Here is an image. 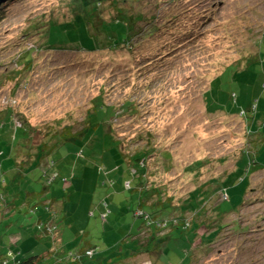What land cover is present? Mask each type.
<instances>
[{
    "label": "rangeland",
    "instance_id": "374dc122",
    "mask_svg": "<svg viewBox=\"0 0 264 264\" xmlns=\"http://www.w3.org/2000/svg\"><path fill=\"white\" fill-rule=\"evenodd\" d=\"M77 3L0 4V157L11 155L15 121L43 132L67 126L83 130L81 139L52 153L56 166L48 168L59 175L54 185L42 182V171L32 163L23 169L22 182L0 179V211L9 195L18 204L9 209L11 217L0 219V264L9 251L31 256L26 249L35 236L27 237V231L42 222L63 224L48 236L36 229L44 248L55 245V235L68 252L81 254L82 262L68 257L64 264H134L130 256L142 245L156 264H264V170L252 159L237 162L248 135L249 116L240 113L252 112L258 102L264 107V0H101L103 21L127 13L124 18L140 22L121 48L90 52L95 41L85 28L69 23ZM50 21L57 25L42 39ZM97 103L110 109L95 115ZM263 110H255L257 119L264 118ZM137 153L145 155L146 173L173 204L221 181L212 199L216 212L209 215L218 216L209 225L215 229L204 242L180 229L156 246L137 238L135 195L124 186L134 178L125 159ZM257 161L264 166V149ZM57 187L63 210L47 205L48 220L39 204L38 212L25 219L21 207L28 194L45 188L51 201L58 198ZM109 194L113 214L103 221L93 211ZM20 222L26 225L11 228ZM79 244L94 247L95 256H84Z\"/></svg>",
    "mask_w": 264,
    "mask_h": 264
},
{
    "label": "trees",
    "instance_id": "16d2710c",
    "mask_svg": "<svg viewBox=\"0 0 264 264\" xmlns=\"http://www.w3.org/2000/svg\"><path fill=\"white\" fill-rule=\"evenodd\" d=\"M99 1L101 0H77L78 11L74 15L75 22H72L74 21L73 18L72 21L69 22L71 25H75L76 28H85L88 36L95 41V43L92 44V48L86 50L88 52L101 50L102 48L105 49L107 47L110 49L121 48L126 42H128V40L131 41L129 33L134 32L136 29V24L140 22V18H124V16H127V13H125L123 16L115 18L114 21H103L100 17V13L98 12L97 3ZM54 23L56 24L57 22L50 21L48 23L46 31H43L45 32V35L42 37V39H45V37L47 38L48 28ZM129 24L130 26H128ZM32 28L36 29V26H33ZM96 40L99 42L97 43ZM105 43H107L108 46H106ZM26 54L28 55L29 51H27ZM30 64L31 61L28 60L24 66L27 67ZM100 100L102 99H98V102ZM100 108H104L106 110L110 109L103 103H97V111L94 113L95 115H98ZM9 114L11 119L15 121L12 113L10 112ZM254 115L255 112H246V115L244 114L243 117H250ZM89 116L91 115L89 114ZM255 120L256 118H245V126L248 134L245 142L246 149L243 150L237 162L243 158H248L249 161L252 159V164L253 162L258 163L259 170L262 171L264 170V166L260 165V163L257 161V157L259 156L261 150L264 149V123L262 127L259 125L254 126L253 124ZM21 122L22 123L18 125L16 121L14 122L15 131L17 130L15 140L21 145L23 151L22 155L31 158L32 152L33 155H38L43 159L51 158L52 153L56 149L71 143L74 140L81 139L83 134V130L81 133L75 132L72 126H67L64 130L47 129V131L43 132L37 128L32 130L28 124L24 123L23 121ZM88 128H91V125ZM19 133L20 137L18 138ZM33 140H39V144L35 145ZM144 156L145 155L137 153L135 157L131 156L132 158L129 160L124 158L128 164V167L134 172L133 182L130 181V185L133 183L135 191L141 195L140 203L138 204L139 208L134 211V216L136 219L143 221V232L141 233V235H144L143 238L147 239L150 243L151 240H149V235H147V233L149 234V232L152 231V233L150 232V238H152L154 235H158L161 232H166L170 228L171 231L180 229L183 232H188L191 230L194 235L199 238V243L201 241L204 242V238L208 237V232H211L215 229L213 227H210L209 229V225H211L214 218L218 216L213 215L214 217L210 218L209 215L216 212L217 208L215 203L212 204V199H214L213 201L215 202L216 197H218L216 189H219L221 186V181H211L207 185H202L201 187L196 188L185 200L173 204L174 202L170 201L169 198V201L164 200V195L162 194L164 191H160L159 186L151 181L150 178L152 175L149 174L148 171L146 173V157L144 158ZM53 163V161H50V164ZM44 174L45 173H43V177L47 178V173L46 175ZM64 181L66 182L65 179ZM217 182H219V184H217ZM113 184L114 182L112 183V186ZM102 185L105 187L107 184L106 182H103ZM130 185L126 187L129 188ZM146 185H149V187H146ZM206 186L211 188L207 192L205 191ZM104 203H107V207L104 206ZM102 205L105 210H109V203L107 201H103ZM104 212L100 214V218ZM136 212H142L143 214L138 216L136 215ZM187 215H191V219H188ZM109 216L110 213L108 214L107 219ZM107 219L103 220L101 218L103 221H107ZM161 223H164L166 227L161 228L157 226V224ZM88 250H94V247H83L82 253H85ZM12 259L14 264H42L43 261V259L40 257L21 258V256H17L16 259Z\"/></svg>",
    "mask_w": 264,
    "mask_h": 264
},
{
    "label": "crops",
    "instance_id": "0c3cea01",
    "mask_svg": "<svg viewBox=\"0 0 264 264\" xmlns=\"http://www.w3.org/2000/svg\"><path fill=\"white\" fill-rule=\"evenodd\" d=\"M255 101H257V100H255ZM257 106H258L257 109H261V110L264 109V107L261 105V102H260V104L258 102ZM263 113H264V110H263ZM255 116H256V120L254 121L253 125L254 126L259 125V126L262 127V125L264 123V118L257 119L258 114L257 115L255 114L254 116H250L248 118H252L253 119ZM0 127H4V125H0ZM16 145H17V141L13 144V146L11 148V152H10L11 155L10 154H8L7 156L2 155L0 157V161H1L0 162V179L3 178V179L6 180V182H8L9 180L11 182H22L21 179H23L25 177L24 172L26 170V169L25 170H23V169L26 167V165L29 166L32 163V168L34 170L39 169V170L42 171L41 172L42 178L40 177V180L42 182H47L48 178H51V179H53L52 182H51V185H54V183H56V181L58 180L59 175L58 174H56V175H51L50 174L51 173L49 171L50 166L53 167V168H55V166H56L55 163L50 164L51 158L43 159V158H40L38 155L37 156L36 155H32V158L31 157H26V156L22 155L23 151H22V148H21L20 144L17 145L19 150H18V153L15 154V152L13 150V147L15 148ZM43 173H45L44 175H46V173H47L48 177L47 178L43 177ZM108 179L110 181H112V179H110L109 177H108ZM114 184L116 185L115 182H114ZM114 184H113V186H114ZM128 185H130V182L127 181V183L124 184L125 188H127L126 186H128ZM127 189L135 195V199L133 201H136V204H137L136 209H138L139 208L138 204L140 203L141 195L137 191H135V188L132 187L131 185ZM32 191H35V190H32ZM54 191L56 192V195H57L56 197H58V198H55V199H53L51 201H48V199L44 197V195L46 193V189L45 188H44V190H43V192L41 194H38L36 192L29 193L28 194V198L25 200V202L22 204V207H21L22 208V212L24 213L23 216L25 215L24 216L25 219L28 218V216H30L29 215L30 212H31L30 213L31 215H34V213L38 212V209H36L35 207H37V205H39V204H42V206L44 207V209H45L47 214H48V211H49L48 208H47V205H52L53 207L55 206L56 209H59V210L62 209L63 210L64 204L62 205V203L59 201V199H62V198H60V191L58 190V187ZM1 195H2V193L0 192V196ZM8 199H9L8 205H5V206H7V208H5L4 210L1 209L2 211H0V219H2L3 222H5L9 217H11L14 214V213L11 214L9 209L15 208V207L18 208V206H17L18 204H13L14 200L11 198L10 195H9ZM109 199H110V194L107 195V197L105 199H103L102 202L103 201H107ZM102 202L100 203V205H98L96 207V209L98 210L97 211L98 214L95 211H93V216L94 217H95V215L96 216H100V214L105 211V209H104V207L102 205ZM121 202H122V204L125 203L124 202V197L121 199ZM34 208H35V210H33ZM109 209H110V205H109ZM112 214H113V211L110 210V215H112ZM48 216H49V218H48V220H49L51 218L50 213L48 214ZM65 218H67V217H65ZM32 220L33 219H31V221ZM66 222H67V220H66ZM66 222H64V223H65V226L67 227V225H66L67 223ZM138 222H139V224L136 227L137 230H136L135 233L137 234V238L142 237V240H143V236L144 235H141V233L143 232V229H142L143 221L138 219ZM22 225H26V222H23V224H21V222H20V224L16 225V226L11 225V228L12 229H16V228L19 229ZM60 226H63V224L62 225L60 224L59 227H58L57 224L52 225V224L44 223V225H43V222H42V223H40V227L39 226H37V227L35 226V229H33V230L28 229V231H27V235L28 236L27 237L35 236L33 238V240H31V241H34L35 244L31 243V244H34V245L31 246L30 248L26 249L27 252L29 250L32 251V253H31L32 255L31 256H27L26 255V257H40V258L43 259L42 264H48V261H51L50 264H64L67 261L66 259L68 257H70V254H69L70 252L67 251L66 246H62V242L61 243L58 242L60 239L56 238V236L54 235L52 240L54 239L53 243H55V245L53 247H51V248L46 249V248H44L42 246V243L44 242L43 239H42L43 237L35 235L36 234V229L38 231H40V230L44 231L45 236H48L49 234H54L55 231L59 230ZM56 227H57V229H55ZM69 228H71L70 225H69ZM48 229H50V230H48ZM150 232L152 233V231H150ZM150 232H149V234L147 233V235H149V240H151L150 243H155V246H156V244L158 243L157 240L162 238V237H164V236H166V235H168V234H170L171 230L166 231V232H161L158 235L156 234L152 238H150L151 237L150 236ZM1 233L2 232H0V238H1ZM27 239H30V238H27ZM82 247H83L82 244H79V251L80 252H82V249H83ZM145 250L146 249L143 247V245L140 246L139 249H138V253H136L135 255H131L130 256V260H133L134 264H156L155 263L156 258L151 259L152 257L150 256V253H152V252L151 251H146L145 252ZM95 254H96V251L94 249V255L92 257H94ZM7 255H8V253L6 254L5 257L1 256V257H4V258H2V262L5 259L8 258ZM152 256H154L153 253H152ZM2 262H1V264H2ZM81 262H82V260H81ZM75 264H76V262H75ZM98 264H102V263L99 261ZM128 264H131V263H128ZM188 264H192L191 261Z\"/></svg>",
    "mask_w": 264,
    "mask_h": 264
},
{
    "label": "built area",
    "instance_id": "2783aa9c",
    "mask_svg": "<svg viewBox=\"0 0 264 264\" xmlns=\"http://www.w3.org/2000/svg\"><path fill=\"white\" fill-rule=\"evenodd\" d=\"M256 109H257V106L255 105V106L253 107L252 112L254 113ZM244 114L246 115V111H243V112L241 113L242 116H243ZM52 180H53V179L48 178V183H51ZM104 206L107 207V203H104ZM109 213H110V211H109L108 209H106V211L101 215V218H102L103 220L107 219ZM142 214H143L142 212H136V215H138V216H141ZM157 226H158V227H161V228L166 227L164 223L157 224ZM48 230H50V229H48ZM83 255H84V256H88V257H92V256L94 255V250H88V251H86L85 253H83ZM7 257H8V258H15V259H16L17 255H16V254L14 255V254L10 251V252L8 253ZM70 257L73 258L75 261H79V260H81V254L70 253ZM8 258L5 259V260L3 261L2 264H8V261H9Z\"/></svg>",
    "mask_w": 264,
    "mask_h": 264
},
{
    "label": "water",
    "instance_id": "95a60500",
    "mask_svg": "<svg viewBox=\"0 0 264 264\" xmlns=\"http://www.w3.org/2000/svg\"><path fill=\"white\" fill-rule=\"evenodd\" d=\"M5 0H0V4H1V2H4Z\"/></svg>",
    "mask_w": 264,
    "mask_h": 264
}]
</instances>
